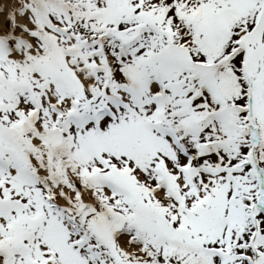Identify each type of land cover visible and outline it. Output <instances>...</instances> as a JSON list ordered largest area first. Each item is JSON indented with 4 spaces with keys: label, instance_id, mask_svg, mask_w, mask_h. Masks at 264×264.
<instances>
[{
    "label": "snow or ice",
    "instance_id": "snow-or-ice-1",
    "mask_svg": "<svg viewBox=\"0 0 264 264\" xmlns=\"http://www.w3.org/2000/svg\"><path fill=\"white\" fill-rule=\"evenodd\" d=\"M0 264H264V0H0Z\"/></svg>",
    "mask_w": 264,
    "mask_h": 264
}]
</instances>
